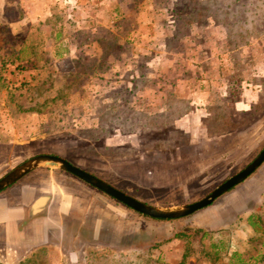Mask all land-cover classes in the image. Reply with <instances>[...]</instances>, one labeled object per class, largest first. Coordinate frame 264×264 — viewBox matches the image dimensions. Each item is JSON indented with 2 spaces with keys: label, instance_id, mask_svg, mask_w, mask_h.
Listing matches in <instances>:
<instances>
[{
  "label": "rangeland",
  "instance_id": "374dc122",
  "mask_svg": "<svg viewBox=\"0 0 264 264\" xmlns=\"http://www.w3.org/2000/svg\"><path fill=\"white\" fill-rule=\"evenodd\" d=\"M113 1L91 16L92 7L70 0H29L26 13L0 0V177L31 156L53 153L148 204L196 201L264 146V0ZM214 95L225 99L223 111L206 125L203 107ZM227 138L236 145L229 163L203 155ZM242 147L250 150L238 152ZM191 156L214 164L190 176ZM146 159L153 165L134 167ZM35 181L44 188L82 184L96 201L123 208L124 247L97 249L100 257L85 251L78 264H177L183 254L184 264H209L204 253L222 238L229 241L220 251L224 263L234 251L246 258L260 252L244 224L211 238L174 236L181 228H217L249 201L264 217V162L210 205L174 221L135 213L53 167L33 170L13 188ZM130 238L137 247L126 246ZM13 259L1 264H25Z\"/></svg>",
  "mask_w": 264,
  "mask_h": 264
},
{
  "label": "crops",
  "instance_id": "0c3cea01",
  "mask_svg": "<svg viewBox=\"0 0 264 264\" xmlns=\"http://www.w3.org/2000/svg\"><path fill=\"white\" fill-rule=\"evenodd\" d=\"M27 1L29 0H14V3L15 6L21 5V9L26 13ZM70 1L74 6L89 7L90 11L92 7L91 16H95L94 8L105 7L107 3V0ZM114 1L111 3H115ZM34 3H39V0H34ZM39 4L43 5L42 2ZM113 5L116 7V4ZM224 101L225 99L219 95L207 98L203 107L205 112L203 124L216 122L218 113L223 111L222 104ZM249 104L247 109L255 103ZM226 132L227 130L221 129L220 134ZM258 134L259 131L256 135ZM249 150L250 147L238 148V152ZM235 151L236 145L233 143V139L228 138L217 146L209 145L202 149L205 157L208 159L217 157L218 160L223 161V165L229 163L235 155ZM198 160L195 161L194 156L186 160L185 166L188 167L190 176H195L204 171L203 169L194 172V167L206 169L209 165L214 164L213 160L210 164L204 160ZM145 165L153 164H150L146 159L141 163L136 162L134 167ZM163 166L165 165L163 164ZM169 166L172 165L166 167ZM29 173L0 191V194L2 193L0 196V264L5 263V258L8 257L17 258L13 260L25 264L35 262L37 264H78L81 260L77 258L84 257L85 251L87 254L88 251L92 250L93 253L90 255L100 257L101 251L97 249L124 247L123 208H117L113 205L108 208L105 198L102 199V202L101 200L96 201L95 197L91 196L90 190L77 183L44 188L35 181L13 188L18 181L27 177ZM169 174L166 173L163 178L169 179L171 177L172 179V175ZM173 174L176 178L180 177L178 172ZM135 176L137 177V175H132L134 178ZM81 183L85 184L83 181ZM102 194L105 195V193ZM41 198L44 199L43 204L35 208V203ZM133 212L135 211L133 210ZM135 231L137 233V228L134 231L131 230L129 235H133ZM124 241L130 242L126 244L127 247L138 246L137 240L135 245L132 244V238ZM87 260L95 262L93 257Z\"/></svg>",
  "mask_w": 264,
  "mask_h": 264
},
{
  "label": "water",
  "instance_id": "95a60500",
  "mask_svg": "<svg viewBox=\"0 0 264 264\" xmlns=\"http://www.w3.org/2000/svg\"><path fill=\"white\" fill-rule=\"evenodd\" d=\"M263 162L264 146L257 153V155L241 170L221 182L204 197L191 203L171 206H155L143 202L112 186L96 175L82 169L79 166L74 165L66 158L53 153H40L31 156L13 167L11 170L0 177V191L12 185L17 180L39 167H53L74 175L81 181L93 186L94 188L100 190L101 192L140 214L155 219H175L190 215L195 211L210 205L219 196L247 179ZM43 202L44 199H39L35 203V208L41 206Z\"/></svg>",
  "mask_w": 264,
  "mask_h": 264
},
{
  "label": "trees",
  "instance_id": "16d2710c",
  "mask_svg": "<svg viewBox=\"0 0 264 264\" xmlns=\"http://www.w3.org/2000/svg\"><path fill=\"white\" fill-rule=\"evenodd\" d=\"M63 172L71 175L72 177H74L76 179H78L77 177H75L74 175H72L68 172H65V171H63ZM85 184H87V183H85ZM87 185H89V184H87ZM89 186H91V185H89ZM91 187L94 188L93 186H91ZM94 189H96V188H94ZM96 190H98V189H96ZM101 193H103V192H101ZM261 196L264 198V192L262 193ZM118 203H120V202H118ZM253 204H254L253 201H249L246 204V209L244 211L240 212L239 214H236L234 217L226 218L217 228H214V229H205L202 227L189 228V229L188 228H181V229L177 230L174 238L175 237L176 238L183 237V238L190 239L191 236H193L194 234H199L200 239L204 238L206 236H209V238H211V236L213 234H216V233L221 234L223 232L229 231L232 228H236L238 226H241V224H244L242 226H244V228L248 227L251 230V232L253 234V238L256 241H258V243L260 245V250H259L260 252L258 253L257 256H255L253 258H251V257L246 258L240 252L234 251L231 253L230 259L228 262H225V263L222 262V256L220 255V251L229 246V241H225L223 238L218 240L217 242L211 241L210 245H209L210 250L205 252L204 256H205V258H207L209 260V264H264V217L261 216L260 214L256 213V212H254V210L252 209ZM121 205H123V204H121ZM123 206L129 210H132L131 208H129L125 205H123ZM136 213H138V212H136ZM138 214H140V213H138ZM140 215H143V214H140ZM143 216L151 218V217L146 216V215H143ZM181 218H183V217L175 218V219H155V218H151V219L160 220V221H174V220L181 219ZM160 243H161L160 241L150 243L148 246H146V249H149L151 247L152 248L158 247L160 245ZM186 256H187L186 254H183L181 260L177 264H184Z\"/></svg>",
  "mask_w": 264,
  "mask_h": 264
}]
</instances>
